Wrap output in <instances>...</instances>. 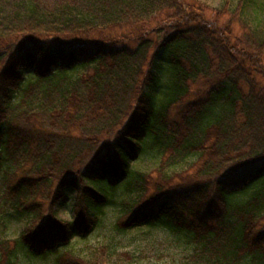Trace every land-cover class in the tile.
<instances>
[{"label": "trees", "instance_id": "1", "mask_svg": "<svg viewBox=\"0 0 264 264\" xmlns=\"http://www.w3.org/2000/svg\"><path fill=\"white\" fill-rule=\"evenodd\" d=\"M203 11L189 0H0V264L18 248L106 264L62 248L117 190L121 231L162 225L201 243V264H264V0H223L215 21ZM150 151L157 175L133 166ZM67 189L73 220L57 216ZM9 212L28 219L15 239Z\"/></svg>", "mask_w": 264, "mask_h": 264}, {"label": "rangeland", "instance_id": "2", "mask_svg": "<svg viewBox=\"0 0 264 264\" xmlns=\"http://www.w3.org/2000/svg\"><path fill=\"white\" fill-rule=\"evenodd\" d=\"M189 2L195 8H203V15L215 21L217 19V11L223 0H189ZM228 20H230L228 16H223L220 22L227 25ZM168 22L165 20L160 26L163 28V25ZM234 28L237 30L236 24H234ZM155 29L153 31L147 29L149 32H146V35L156 38V35L160 33L158 29ZM2 65L0 64V68H2ZM191 85V97L201 93V89L204 86L203 82L200 81ZM127 107V113L123 115L121 120L123 123L126 122V117L133 112L132 107L129 105ZM188 160L191 159L189 158ZM160 163V157L156 156L154 151H150L149 153H141L135 159L133 166L139 170L153 172ZM193 168L189 170L190 173L195 170ZM153 174L157 175L158 173L153 172ZM257 184L259 185V183ZM255 186V184L248 186L247 192L235 197L236 200L242 197L245 198L246 193L255 189ZM120 191L117 190L115 192L116 196L110 202L101 206L97 213L99 221L95 227L85 237H81L78 234L71 236L68 244L62 248L63 250H72L75 255L92 260L91 263H95V260H97L98 263L104 261L106 264L112 262L115 264H201L202 260L207 258L209 254L206 251L207 249L203 248L201 243H196L192 240L189 234L172 232L162 225L149 226L143 224L142 226H132V228L121 231L117 225L118 221L124 218V215L120 213L123 198V194ZM64 196L62 201L57 204V216L62 219L73 220L75 218L73 204L77 196L76 192L72 189H67ZM48 206L49 203L46 202L44 205L45 210L43 211L45 216L49 213ZM6 220L7 235L11 239L18 238L22 232L29 231L28 226L24 229L28 219L26 217L23 218L18 213L9 212ZM262 221L264 223V217ZM16 251L15 264H56V260H54L56 254L54 253H51L46 259H40L38 257L35 258L29 251L24 249L18 248ZM242 264H246V262Z\"/></svg>", "mask_w": 264, "mask_h": 264}]
</instances>
